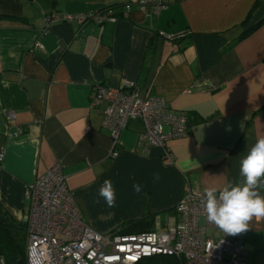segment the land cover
I'll use <instances>...</instances> for the list:
<instances>
[{
	"label": "crops",
	"instance_id": "crops-1",
	"mask_svg": "<svg viewBox=\"0 0 264 264\" xmlns=\"http://www.w3.org/2000/svg\"><path fill=\"white\" fill-rule=\"evenodd\" d=\"M138 1L0 0V204L17 224L29 212L27 187L56 165L101 234L145 217L151 230L172 225L187 193L242 181L240 159L264 138V0H164L159 16ZM53 12L117 20L46 25ZM180 32L188 34L174 42L159 36ZM126 81L142 98L162 97L188 115V135L168 143L173 165L159 148L139 146L140 119L114 140L102 125L104 106L89 107L93 86ZM16 126L23 132L12 137ZM105 180L116 190L114 207L98 195ZM240 235L246 262L264 264V218Z\"/></svg>",
	"mask_w": 264,
	"mask_h": 264
},
{
	"label": "built area",
	"instance_id": "built-area-1",
	"mask_svg": "<svg viewBox=\"0 0 264 264\" xmlns=\"http://www.w3.org/2000/svg\"><path fill=\"white\" fill-rule=\"evenodd\" d=\"M137 7L147 15L159 16L167 9V4L164 0H140ZM130 10L131 5H126L125 14ZM44 20L46 25L64 22L84 26L115 22L117 17L108 13L72 16L53 12ZM187 34L159 33V36L174 42ZM102 106V125L114 140L129 121L140 119L145 132L139 137V146L159 148L163 153V164L173 165L168 143L188 135L185 113L171 110L162 97L142 98L134 81H126L121 87L93 86L89 107ZM6 119L9 125L15 126L13 111L6 113ZM22 132V128L16 126L12 137H18ZM4 157V151H1L0 165ZM25 198L30 204L25 219V264H140L146 259L166 256L175 258L179 264H248L240 234L231 239L207 235L209 230H220L208 223L204 198L194 192L187 193L177 205L175 223L164 228L156 224L152 231L133 234L119 231L101 234L88 225L59 165L27 187Z\"/></svg>",
	"mask_w": 264,
	"mask_h": 264
},
{
	"label": "clouds",
	"instance_id": "clouds-1",
	"mask_svg": "<svg viewBox=\"0 0 264 264\" xmlns=\"http://www.w3.org/2000/svg\"><path fill=\"white\" fill-rule=\"evenodd\" d=\"M239 174L241 182H228L220 189L205 188L203 193L207 221L225 237L247 231L254 217L264 218V195L260 194L264 190V138L258 139L240 159ZM133 188L136 193L141 191L140 185ZM98 195L108 207L115 206L116 190L111 180L104 181Z\"/></svg>",
	"mask_w": 264,
	"mask_h": 264
},
{
	"label": "trees",
	"instance_id": "trees-1",
	"mask_svg": "<svg viewBox=\"0 0 264 264\" xmlns=\"http://www.w3.org/2000/svg\"><path fill=\"white\" fill-rule=\"evenodd\" d=\"M187 119L189 124L188 115ZM147 220L148 219L145 217L139 221L127 222L116 231L130 234L152 231L149 227L150 223L148 224ZM25 228V226L17 224L8 211L0 204V256L3 257L6 264H13L17 260L25 263V242L23 235V233L26 232ZM134 229L136 230L134 231ZM157 258L162 257H154L146 259L145 261Z\"/></svg>",
	"mask_w": 264,
	"mask_h": 264
},
{
	"label": "rangeland",
	"instance_id": "rangeland-1",
	"mask_svg": "<svg viewBox=\"0 0 264 264\" xmlns=\"http://www.w3.org/2000/svg\"><path fill=\"white\" fill-rule=\"evenodd\" d=\"M207 235L210 237H222L219 232L209 230ZM141 264H179L173 257H162L152 260L143 261Z\"/></svg>",
	"mask_w": 264,
	"mask_h": 264
},
{
	"label": "water",
	"instance_id": "water-1",
	"mask_svg": "<svg viewBox=\"0 0 264 264\" xmlns=\"http://www.w3.org/2000/svg\"><path fill=\"white\" fill-rule=\"evenodd\" d=\"M15 264H23V262L22 261H20V260H18V261H16V263Z\"/></svg>",
	"mask_w": 264,
	"mask_h": 264
},
{
	"label": "bare ground",
	"instance_id": "bare-ground-1",
	"mask_svg": "<svg viewBox=\"0 0 264 264\" xmlns=\"http://www.w3.org/2000/svg\"><path fill=\"white\" fill-rule=\"evenodd\" d=\"M95 14H98V13H95ZM83 15H85V14H83ZM87 15H94V14H87ZM25 226H26V224H25ZM25 260H26V258H25ZM23 264H25V263H23Z\"/></svg>",
	"mask_w": 264,
	"mask_h": 264
}]
</instances>
